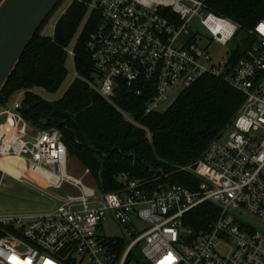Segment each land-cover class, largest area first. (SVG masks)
Returning a JSON list of instances; mask_svg holds the SVG:
<instances>
[{
  "label": "built area",
  "instance_id": "built-area-1",
  "mask_svg": "<svg viewBox=\"0 0 264 264\" xmlns=\"http://www.w3.org/2000/svg\"><path fill=\"white\" fill-rule=\"evenodd\" d=\"M93 2L100 21L87 39L95 68L90 83L104 97L122 90L147 96L148 114L160 110L174 87L182 91L209 74L240 91L244 101L191 165L200 178L195 188L168 174L143 180L121 173L115 192L100 190L94 179L87 184L88 168L82 176L68 172V148L57 128L29 132L24 96L0 105V159L17 160L4 174L30 176L43 192L65 183L73 189L54 209L0 215V264H264V230L245 218L264 221V18L245 31L209 10L206 0ZM239 31L246 32L242 42L215 59L212 43L227 45ZM67 51L73 58V47ZM204 203L218 213L195 227L186 216ZM107 217L120 236L99 233Z\"/></svg>",
  "mask_w": 264,
  "mask_h": 264
},
{
  "label": "trees",
  "instance_id": "trees-1",
  "mask_svg": "<svg viewBox=\"0 0 264 264\" xmlns=\"http://www.w3.org/2000/svg\"><path fill=\"white\" fill-rule=\"evenodd\" d=\"M62 1L23 54L0 94V105L16 93L23 94L21 112L25 118L40 129L57 128L69 157L90 169L102 191L119 190L121 173L143 180L168 174L171 181L195 188L200 178L191 165L228 128L244 95L221 78L207 74L182 90L165 110L148 114L147 96L122 90L111 99L104 97L90 83L95 68L87 49L89 33L100 21L98 10L91 11L72 46L93 0H74L58 19L54 35L42 32ZM206 4L209 10L230 18L245 31L264 18V0H206ZM68 47L74 49L76 76L61 97L45 99L37 90L55 93L69 74ZM186 167L191 168L183 169ZM159 181L163 179L152 184ZM217 213L215 205L204 203L186 219L195 227H204Z\"/></svg>",
  "mask_w": 264,
  "mask_h": 264
},
{
  "label": "rangeland",
  "instance_id": "rangeland-1",
  "mask_svg": "<svg viewBox=\"0 0 264 264\" xmlns=\"http://www.w3.org/2000/svg\"><path fill=\"white\" fill-rule=\"evenodd\" d=\"M73 1L74 0H63L59 4L58 8L55 10V12L52 14V16L50 17V19L47 21V23L44 25L42 29V32L45 35L47 36L54 35L55 25L58 19ZM93 3L89 5V11L86 17L84 18L82 24L80 25L75 37L73 38L72 46L76 44L78 37L83 32V29L86 24V20L88 19L93 9ZM195 27L199 30L200 33L206 35L208 34L206 29L199 22L196 23ZM245 37H246V32L239 31L236 37L227 45H222L220 43L214 42L210 47V53L213 55L215 59H219L228 50L235 49L236 46H238V44H240ZM206 42L207 40L203 39L202 43H204V45H206ZM68 70H69V74L57 92L49 93L46 92L45 90L38 89L37 90L38 93L42 97L48 100H56L59 97H61L76 76L75 63L72 57L68 58ZM180 92H181V88L179 86L174 87V89L170 93L169 100L165 103H162L159 109L165 110V108L169 106L176 99V97L179 95ZM18 98L22 99L23 94L19 95L18 93H16L6 103V105H9L10 102L17 100ZM1 120H3V117ZM29 123H30L29 132L32 134H36L41 127L36 125L33 121H29ZM259 135L264 137V130H260ZM13 160L14 162L17 161L16 159ZM85 169L86 168L79 165L77 160H75L73 157H69L68 172L70 174L74 176H82L84 174ZM32 175L35 176L34 174ZM30 178H31L30 176L25 175V179L20 180L10 174L7 173L4 174L0 185V215L54 209L62 203L60 197L65 196L67 192L73 190L70 184L65 183L60 188L50 187L44 189L43 192L30 183L31 181ZM90 180H93L91 173L90 175L84 177V181L87 184L89 183L92 184ZM245 218L247 219L248 222L264 230L263 220L252 215H246ZM99 233L102 236L117 237L121 235V230L119 225L111 217H107L106 220L102 223V227L100 228Z\"/></svg>",
  "mask_w": 264,
  "mask_h": 264
},
{
  "label": "water",
  "instance_id": "water-1",
  "mask_svg": "<svg viewBox=\"0 0 264 264\" xmlns=\"http://www.w3.org/2000/svg\"><path fill=\"white\" fill-rule=\"evenodd\" d=\"M60 1H0V94L37 31ZM3 176L0 169V185Z\"/></svg>",
  "mask_w": 264,
  "mask_h": 264
},
{
  "label": "bare ground",
  "instance_id": "bare-ground-1",
  "mask_svg": "<svg viewBox=\"0 0 264 264\" xmlns=\"http://www.w3.org/2000/svg\"><path fill=\"white\" fill-rule=\"evenodd\" d=\"M14 159V158H13ZM11 157H4L3 159H0V169L1 170H12V165L14 162Z\"/></svg>",
  "mask_w": 264,
  "mask_h": 264
}]
</instances>
